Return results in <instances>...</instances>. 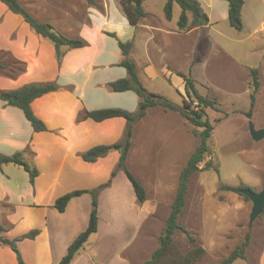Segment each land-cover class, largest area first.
<instances>
[{
  "label": "crops",
  "instance_id": "0c3cea01",
  "mask_svg": "<svg viewBox=\"0 0 264 264\" xmlns=\"http://www.w3.org/2000/svg\"><path fill=\"white\" fill-rule=\"evenodd\" d=\"M93 1L95 4L90 5L95 12L92 21L77 26L76 32L62 31L49 22L69 37L86 41L85 47L69 50L61 66L52 43L37 35L0 1L15 18L9 22L11 24L1 26L8 35L0 36V58L8 55L4 58L12 57L24 66L16 79L3 78L0 90L30 84L54 83L57 86L55 91L31 104L34 114L47 127L43 132L34 131L20 109L0 100V154L12 156L21 152L24 160L38 171L31 183L29 174L22 167L0 165V227L3 228L0 236L15 240L38 231L34 239L17 243L25 264H59L71 243L86 230L92 198L89 194L73 198L62 213L54 207L56 200L75 191L96 189L109 180L110 185L98 197V231L90 236L72 264H144L155 251L154 234L150 228L145 230L147 221L154 215V208L145 206L147 200L142 204L137 201L132 185L121 171L112 178L120 154L112 151L94 163L82 158L94 147L120 142L127 126L123 118L102 122L84 119L87 111L119 108L136 113L138 110L139 98L135 92L116 93L109 88L110 83L128 76L126 69L119 65L123 59L119 41L132 42L131 59L144 87L180 107L187 99L186 81L182 75L191 76L199 94L217 100L215 89L219 91L220 88L208 73L212 61L209 54L214 48L224 52L223 61L236 66L240 75L231 82L233 98L230 102L233 104L229 107L244 113L251 108V89L247 81L254 68L229 57L218 36L233 41L229 37L231 33L215 29L220 23L229 24L227 1L197 0L209 18V24L189 31L178 28L181 14L178 4L173 5L172 19H166L164 6L168 0H163L160 13H156L152 5L147 6L153 0H146L143 7L147 15L137 26L129 23L121 0ZM189 18L191 21V15ZM242 21L243 27L246 22H253L250 39L256 40L259 36L264 41V0H244ZM17 27L23 30L14 31ZM1 62L5 64V61ZM175 94L182 99L181 104L176 102ZM157 114L184 119L177 112L154 107L141 121ZM141 121L134 124L129 158L140 150L138 127ZM177 165L171 162L175 171L180 172L185 166L180 169ZM118 188H122L123 193ZM206 204L203 207L207 210ZM217 209L215 228L212 229L216 236L234 232L243 219L249 218L250 223L252 207L238 194L231 192ZM204 224L208 226V222ZM5 248L11 250L10 261L18 264L13 249L0 243L1 253L6 252ZM144 253L147 258L140 262ZM5 262L0 255V264ZM233 264H264V245L261 246L258 235L251 236L245 259Z\"/></svg>",
  "mask_w": 264,
  "mask_h": 264
},
{
  "label": "rangeland",
  "instance_id": "374dc122",
  "mask_svg": "<svg viewBox=\"0 0 264 264\" xmlns=\"http://www.w3.org/2000/svg\"><path fill=\"white\" fill-rule=\"evenodd\" d=\"M21 2L23 5H28V7L24 6L38 20L52 22L62 31H70V33L76 32L77 26L80 27L83 23L89 24L95 14L90 9L92 6L85 0H22ZM162 2L163 0H153L151 3L148 2L147 6L152 5L155 12L160 13ZM10 15V12L0 3V36L8 35L3 27L15 20ZM20 21L23 22L21 19ZM243 28L239 32L232 29L227 22L215 26V29L222 33H231L229 37L233 41L218 36L219 42L224 46L223 50L229 57L242 62L249 68L259 69L260 88L257 103L251 119L247 118L244 112L236 110V107H229L233 104L230 102L233 98L231 82L236 81L240 75L236 66L223 61L226 54L214 48L209 54V59L212 61L209 64L208 73L220 88L218 91L214 87L220 106L218 105V110H206V119L213 126L208 142L209 152L200 165L202 170L190 179L186 207L179 218V223L192 234L197 243L191 244L181 232H177L173 243L175 255H186L197 246L203 247L206 252L195 264H220L244 240L248 232L251 236L258 235L261 246L264 245V214L252 225L249 223V218L241 220L236 230L227 235L216 236L212 230L216 223L214 213H218V206L231 193L221 191L219 189L221 185L243 184L249 186L254 192L264 189V140L254 141L249 132V123H252L255 128L264 127V48L262 47L264 41L259 36L256 40L250 39L253 30L252 21L250 24L246 22ZM22 30L21 27L14 29V31ZM11 34L16 36L14 33ZM2 58L0 61H5V68L0 70V83L3 78L16 79L19 73L24 71L23 64L12 57ZM247 82L249 86V80ZM174 98L178 104L182 103V99L177 94ZM138 129L140 150L133 157H128L127 166L146 188L145 206L151 205L154 208V215L147 221L145 230L150 228L154 234L156 250L159 247L158 238L171 212L181 172L175 171L171 162L178 164L177 166L181 169L196 151L200 140L194 134L195 128L188 121L165 117L162 114L144 119L140 122ZM201 131L202 129H198V132ZM206 163H211L212 168L206 170L204 168ZM122 176L125 177L123 172ZM118 189L123 193L122 188ZM240 197L244 200L242 196ZM205 202H207V210L203 207ZM210 202L213 203L210 204ZM246 203L252 207L251 201ZM206 222L208 226L204 224ZM5 249L6 252H0L6 261L4 264H16L10 261L11 250ZM13 251L16 255L18 254V249ZM140 258L142 262L147 255L144 253Z\"/></svg>",
  "mask_w": 264,
  "mask_h": 264
},
{
  "label": "trees",
  "instance_id": "16d2710c",
  "mask_svg": "<svg viewBox=\"0 0 264 264\" xmlns=\"http://www.w3.org/2000/svg\"><path fill=\"white\" fill-rule=\"evenodd\" d=\"M7 9L15 15L20 16L31 29L39 36L50 41L54 46L59 66H61L65 54L69 50L79 49L86 46V41L82 38H73L61 32L53 24L38 20L19 0H0ZM88 4L94 5L93 0H85ZM146 0H121L123 10L132 26H137L140 21L146 17L144 10V2ZM229 4L228 22L230 27L237 31L243 29L242 9L244 0H225ZM178 4L181 8V14L178 20V28L180 31H189L195 27H202L209 24V18L203 11L197 0H168L164 6V15L167 20L172 19L173 5ZM189 15L192 20L190 21ZM116 37L115 34H109ZM132 42L119 41V47L122 51L123 59L120 66L124 67L128 76L109 84L112 92L133 91L139 98L138 110L136 113L129 112L119 108H106L93 111H87L84 119H92L96 122H102L112 118H123L126 120L127 126L122 140L113 145H101L94 147L84 153L82 158L84 161L94 163L101 158H105L110 152L117 151L120 154L119 162L112 173V178L119 171H122L130 184L132 185L137 201L142 204L147 200V191L145 186L130 171L127 166L129 151L132 145L133 128L136 122L141 121L148 113V110L154 107H160L166 111L179 113L194 129V134L199 137L200 144L196 151L192 154L186 165L180 172L178 187L174 201L171 205V212L166 220L162 234L158 238L159 247L151 255L150 259L144 264H195L205 254V249L201 246L195 247L186 255H175L174 237L177 232L184 234L188 241L196 245L197 241L192 234L179 223V218L183 214L186 203L190 179L194 174L202 170L201 163L204 161L206 154L209 152L208 142L211 138L213 126L206 119L207 109L218 110V102L215 99L202 96L196 90L195 82L191 76L182 75L186 81V96L182 107L172 103L165 97L149 92L141 83L136 64L131 59ZM5 68V64L0 61V70ZM249 86L251 88V108L248 112L243 113L247 118L252 117L253 109L257 103V94L260 88L259 70L251 69L249 72ZM57 89L56 84H30L13 90H0V100L5 102L7 106L20 109L25 118L30 122L32 128L36 132L47 130L46 125L34 114L32 110V102L45 94L53 92ZM198 129H202L198 132ZM16 165L22 167L30 176L31 183L34 182L38 171L32 167L23 158L21 152H17L12 156L0 154V165ZM206 170L211 169V163H206ZM216 170V169H215ZM218 172V170H216ZM111 183L109 180L106 184L99 186L93 190L75 191L56 200L54 207L60 212H64L68 203L73 198L89 194L92 198V210L86 230L82 232L68 247L66 255L59 264H72L75 256L83 249L88 242L90 236L98 231V197L100 192L108 187ZM221 191L232 192L242 196L245 201H250L248 197L243 195V190L250 189L247 185L229 186L221 185ZM3 228L0 227V233ZM38 235V231H31L22 237L9 240L0 236V243L4 246H10L13 250H17V243L23 239H34ZM251 241V234L248 232L244 240L230 252V254L222 260L220 264H233L237 260H243L246 257V251ZM18 264H25L20 254H17Z\"/></svg>",
  "mask_w": 264,
  "mask_h": 264
},
{
  "label": "water",
  "instance_id": "95a60500",
  "mask_svg": "<svg viewBox=\"0 0 264 264\" xmlns=\"http://www.w3.org/2000/svg\"><path fill=\"white\" fill-rule=\"evenodd\" d=\"M249 132L254 141L264 140V128L256 129L252 123H249ZM243 195L248 197L252 203L250 213V224L252 225L264 213V189L260 192L246 189L243 190Z\"/></svg>",
  "mask_w": 264,
  "mask_h": 264
}]
</instances>
